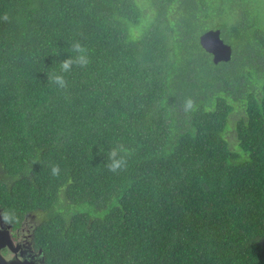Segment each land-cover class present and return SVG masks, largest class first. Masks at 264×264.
<instances>
[{"label":"trees","instance_id":"1","mask_svg":"<svg viewBox=\"0 0 264 264\" xmlns=\"http://www.w3.org/2000/svg\"><path fill=\"white\" fill-rule=\"evenodd\" d=\"M243 4L0 0V217H34L42 264H264V30L227 21ZM76 40L89 63L58 88Z\"/></svg>","mask_w":264,"mask_h":264},{"label":"clouds","instance_id":"2","mask_svg":"<svg viewBox=\"0 0 264 264\" xmlns=\"http://www.w3.org/2000/svg\"><path fill=\"white\" fill-rule=\"evenodd\" d=\"M7 17H5L6 19ZM89 63V55L87 48L78 40L73 41L70 45V54L60 62V71L52 73L49 76V81L52 85L58 88L67 87V80L65 73L72 71L74 66L84 67ZM196 102L193 98L187 97L182 104L183 111L187 114L196 109ZM123 149L119 146L113 147L108 153L107 167L111 171H117L126 166V159L122 154ZM51 174L58 176L60 174V167L58 164H53L50 167ZM10 213L5 212L2 216L6 222L9 221ZM40 250V249H39ZM40 253L42 254L41 250Z\"/></svg>","mask_w":264,"mask_h":264},{"label":"water","instance_id":"3","mask_svg":"<svg viewBox=\"0 0 264 264\" xmlns=\"http://www.w3.org/2000/svg\"><path fill=\"white\" fill-rule=\"evenodd\" d=\"M199 42L203 49L212 55L213 63L220 61H228L232 55L231 46L223 41L220 36V29H208L199 36ZM0 217V264H42L44 256L41 254L40 260H36L34 257H12L8 258L2 254V248L11 249L12 240L9 235L8 227Z\"/></svg>","mask_w":264,"mask_h":264},{"label":"flooded vegetation","instance_id":"4","mask_svg":"<svg viewBox=\"0 0 264 264\" xmlns=\"http://www.w3.org/2000/svg\"><path fill=\"white\" fill-rule=\"evenodd\" d=\"M34 226L35 224H27V222L24 221L20 227L16 229L10 228L9 235L12 240L11 249L7 247L2 248V254L8 258L15 256L20 259L23 257H34L39 261L41 258L40 250L34 247L33 241L31 240Z\"/></svg>","mask_w":264,"mask_h":264},{"label":"rangeland","instance_id":"5","mask_svg":"<svg viewBox=\"0 0 264 264\" xmlns=\"http://www.w3.org/2000/svg\"><path fill=\"white\" fill-rule=\"evenodd\" d=\"M138 1L140 3H143V0L142 1L138 0ZM235 1H236V3H240V1H243L244 4L242 6L237 7L238 8L237 10L231 11L229 13L230 18H228L227 21L232 23L239 18L241 12H249L251 10L252 15L254 17L258 18V19H255V21H257V27L264 30V0H250V3H251L250 5H249V2L247 0H235ZM146 12H147V14H149L148 8L146 9ZM136 32H137V29H136ZM263 77H264V75H263ZM239 115L240 114H238V112L235 111L231 115V120L236 119ZM232 124H233V122H232ZM227 137L229 139H231V137H232L231 131L227 132ZM26 222H27V224H29V223L35 224L34 217L33 218L32 217L27 218Z\"/></svg>","mask_w":264,"mask_h":264}]
</instances>
